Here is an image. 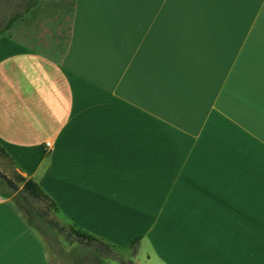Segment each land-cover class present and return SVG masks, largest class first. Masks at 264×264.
<instances>
[{
	"label": "crops",
	"instance_id": "obj_1",
	"mask_svg": "<svg viewBox=\"0 0 264 264\" xmlns=\"http://www.w3.org/2000/svg\"><path fill=\"white\" fill-rule=\"evenodd\" d=\"M30 37L0 33V146L58 221L135 264H264V0H73ZM0 197V264H51Z\"/></svg>",
	"mask_w": 264,
	"mask_h": 264
},
{
	"label": "rangeland",
	"instance_id": "obj_2",
	"mask_svg": "<svg viewBox=\"0 0 264 264\" xmlns=\"http://www.w3.org/2000/svg\"><path fill=\"white\" fill-rule=\"evenodd\" d=\"M32 2L33 0H0V31H4V33L10 35L16 33L18 36L26 38V40H29L30 36H32L30 39L33 40L40 39L43 38V34L51 32L55 36L56 34H60L61 31L62 34L66 35L69 28L73 0H43L35 12L29 11V6ZM12 19L16 20L15 30H13L12 26L7 27V24ZM0 171L15 180L19 176H22L14 162L4 154L1 146ZM17 184L21 189L23 184ZM12 190L6 181L3 183L0 180V193ZM8 199L10 202H13L11 197ZM38 206L46 211L49 219L57 221L60 225L66 227L67 230L71 227V225H64L58 221L59 219L55 215L54 207L48 202H39ZM36 232L46 244L51 264H76L77 260L82 255H85L83 244L75 239L70 240L57 227H53L47 235L37 229ZM86 249L91 255L93 254V247L89 246ZM129 255L130 251L128 249L113 248V252L109 257L102 256L101 262L96 258L93 261H95V264H123V260L130 259L135 264L137 257L133 253L130 257ZM133 257L136 261L133 260Z\"/></svg>",
	"mask_w": 264,
	"mask_h": 264
},
{
	"label": "trees",
	"instance_id": "obj_3",
	"mask_svg": "<svg viewBox=\"0 0 264 264\" xmlns=\"http://www.w3.org/2000/svg\"><path fill=\"white\" fill-rule=\"evenodd\" d=\"M12 20L7 24V27L11 26ZM2 33V31H0ZM2 151L6 156L9 154L2 147ZM0 180L4 183L5 180L0 177ZM16 183H22L23 186L19 191L12 190L10 192H4L5 197H11L14 205L24 214L27 219L28 224L31 227L36 228L44 234H49L53 227H57L59 230L65 233V235L70 239L78 240L83 244L85 248V255H82L80 259L77 260L76 264H95V258L98 261H102V256L109 257L113 252V246L105 241L101 240L97 236L71 225L67 230L66 227L60 225L57 221L49 219L45 210L38 206L39 202L46 201L52 207H54V212L57 213L59 208L56 202L43 190L40 184L33 178H26L24 176H19ZM140 240L137 237L133 242L132 246L136 249V244ZM93 247V257L91 253L87 251V247ZM123 264H134L132 260H123Z\"/></svg>",
	"mask_w": 264,
	"mask_h": 264
},
{
	"label": "water",
	"instance_id": "obj_4",
	"mask_svg": "<svg viewBox=\"0 0 264 264\" xmlns=\"http://www.w3.org/2000/svg\"><path fill=\"white\" fill-rule=\"evenodd\" d=\"M0 177L2 179H4L7 184L15 191H19L20 190V186L12 179L10 178L8 175H6L5 173L0 171ZM133 260H135V258L133 257ZM136 261V260H135ZM137 262V261H136Z\"/></svg>",
	"mask_w": 264,
	"mask_h": 264
},
{
	"label": "built area",
	"instance_id": "obj_5",
	"mask_svg": "<svg viewBox=\"0 0 264 264\" xmlns=\"http://www.w3.org/2000/svg\"><path fill=\"white\" fill-rule=\"evenodd\" d=\"M47 146H51V143L50 142H47ZM2 198L0 197V200H1Z\"/></svg>",
	"mask_w": 264,
	"mask_h": 264
}]
</instances>
